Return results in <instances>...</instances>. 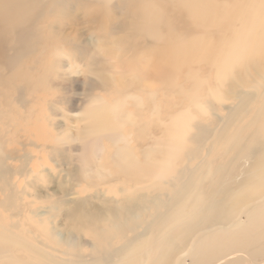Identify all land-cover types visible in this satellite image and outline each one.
I'll use <instances>...</instances> for the list:
<instances>
[{"label":"rangeland","instance_id":"1","mask_svg":"<svg viewBox=\"0 0 264 264\" xmlns=\"http://www.w3.org/2000/svg\"><path fill=\"white\" fill-rule=\"evenodd\" d=\"M12 1L15 5L8 13H29V16L19 22L0 16L3 22L0 24V154L6 157L0 164V196L4 198L7 193L4 189L11 194L14 188L19 192L15 193L18 202H35L33 212L45 209L43 196L48 192L54 194L55 205L62 202L64 195L73 197L70 193L75 191L74 180H78L80 167L77 166L82 164L76 161L80 152L72 137L83 124L84 110L95 111L114 122L123 121L120 132L138 144L135 154H141L142 161L155 154L157 159L169 158V163L174 157L167 153V148L172 152L176 146L192 149L197 144L207 151L215 145L225 129L216 126L220 118L236 117L233 106L227 110L220 103H238L240 110L245 106L250 116L259 110L261 104L248 93L262 90L259 84L249 82L255 75V69L250 67L252 63L235 62L231 70L235 80L221 78L214 87L213 71L201 56L224 43V34L215 38L216 29H224L226 25L238 29L241 21L236 16L237 8L243 17L248 0H41L39 5L23 12L17 0ZM31 33H37L36 37L32 38ZM14 39L21 43L13 47L10 42ZM231 47L234 45L230 43ZM181 48L186 49L183 65L171 73L166 60ZM186 67L190 68L189 74L200 68L206 85L213 86L209 94L214 93V88L221 92L208 98L200 92L201 104L180 115L177 122L170 110L172 100L178 98V84H182L185 92L193 88L192 82L187 81ZM92 74L96 75L95 80H90ZM121 84L123 88L119 87ZM151 88L159 90L157 102L163 121L155 126L137 119V125L152 130L141 128L131 132V127L127 128L130 115L150 107ZM187 104L183 101L176 111L181 114ZM159 136L164 138L160 140ZM45 153L50 159H46ZM88 164L94 169L93 162ZM18 170L25 172L18 175ZM163 170L168 171L167 167ZM164 181L165 185L157 183L154 190L165 187L174 191L178 186L166 175ZM3 182L6 184L2 186ZM87 187H77L76 195L93 200L96 189L86 190ZM120 187L109 188L108 197L136 195L138 187L147 192L145 184H131L122 191ZM19 210L20 207L12 210L11 215L0 209L3 216L0 222L5 218L4 223L21 219L22 224L23 217L18 215L26 212ZM30 212L27 211V219L32 218ZM49 219L50 226L56 225L58 230L70 229L81 237L91 236L83 223L67 225L63 213L57 217L50 214ZM1 249L0 254L10 251L4 246ZM81 250L87 252L85 246ZM196 256L185 251L176 264H198ZM224 261L216 259L212 264ZM230 264H264V255L246 257L242 253L238 261Z\"/></svg>","mask_w":264,"mask_h":264},{"label":"bare ground","instance_id":"2","mask_svg":"<svg viewBox=\"0 0 264 264\" xmlns=\"http://www.w3.org/2000/svg\"><path fill=\"white\" fill-rule=\"evenodd\" d=\"M40 3L41 0H17L22 12ZM14 5L12 0H0V16L4 20L19 22L29 16V13H8ZM236 16L241 21L238 29L228 25L216 29L215 38L224 34V43L201 56L213 71L214 87L221 78L235 80L231 73L235 62L252 63L250 67L255 69V75L249 82L262 87L259 93L248 92L255 96L257 104H261L257 114L248 115L246 107L240 110L238 103H220L227 110L233 106L236 117L220 118L216 126L225 129L216 138L215 145L207 151L197 144L192 149L176 146L172 152L167 148V153L174 157L169 163V158L157 159L155 154L142 161L141 154H135L138 144L120 132L123 121L114 122L95 111L84 110L83 124L72 137L80 152L76 161L82 164L77 166L80 167L77 169L78 180H74L75 191L70 193L73 197L64 195L62 202L55 205L54 194L48 192L43 196L47 203L45 209L33 212L35 202H18L15 193L19 192L13 188L10 192L14 195H11L4 186L3 191L7 193L4 198L0 196L2 212L12 215V210L20 207L26 213L18 215L23 217L22 224L21 219L4 223L5 218L0 222V250L3 246L10 248L0 254V264H176L185 251L197 255L198 264H212L216 259H225L220 264H230L238 261L242 253L246 257L264 255V0H248L244 16L240 15L239 7ZM36 35L31 33L32 38ZM10 43L15 47L21 41L14 39ZM230 43L234 47L229 48ZM185 51L181 48L178 54L166 60L171 73L183 65ZM184 72L189 74L190 68L186 67ZM200 73L198 67L187 76V81L193 84L187 92L182 89V84H178V98L172 100L170 110L177 122H180V115L201 104L198 101L200 92L206 98L221 92L214 88V93L209 94L208 90L213 86L206 85L207 81ZM89 78L95 80L96 75ZM148 92L152 104L143 112L130 115L127 128L131 127V132L141 128L152 130L137 125V119L155 126L163 121L157 102L159 90L151 88ZM183 101L188 104L179 114L176 106ZM5 158L1 153L0 164ZM89 162L94 163V169ZM23 172L16 171L20 175ZM165 175L178 183L177 188L174 191L165 187L154 190L157 183L166 184ZM131 184H145L147 192L138 187L136 195L108 197V189L112 186L120 185L122 191L128 190ZM81 185L88 186L86 190H90L89 187L96 189L93 200L76 195V188L83 187ZM27 211H31V219H27ZM61 213L67 225L83 223L91 236L81 237L70 229L62 231L56 225L50 226V214L57 217ZM83 246L87 252L81 250ZM207 259L209 263L204 262Z\"/></svg>","mask_w":264,"mask_h":264},{"label":"crops","instance_id":"3","mask_svg":"<svg viewBox=\"0 0 264 264\" xmlns=\"http://www.w3.org/2000/svg\"><path fill=\"white\" fill-rule=\"evenodd\" d=\"M45 154H46V153H45ZM48 158H49V155L46 154V159H48ZM49 159H50V158H49Z\"/></svg>","mask_w":264,"mask_h":264}]
</instances>
